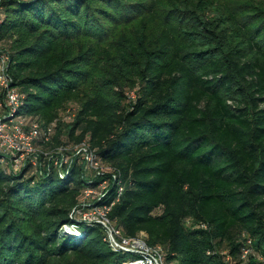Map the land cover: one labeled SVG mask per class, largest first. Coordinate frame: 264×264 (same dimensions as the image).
Listing matches in <instances>:
<instances>
[{
	"label": "trees",
	"instance_id": "16d2710c",
	"mask_svg": "<svg viewBox=\"0 0 264 264\" xmlns=\"http://www.w3.org/2000/svg\"><path fill=\"white\" fill-rule=\"evenodd\" d=\"M1 15L16 115L50 124L78 102L53 147L88 139L113 170L99 204L125 237L145 232L166 264H264V0H0ZM87 186L79 165L62 180L0 162V264L134 260L71 221Z\"/></svg>",
	"mask_w": 264,
	"mask_h": 264
},
{
	"label": "built area",
	"instance_id": "2783aa9c",
	"mask_svg": "<svg viewBox=\"0 0 264 264\" xmlns=\"http://www.w3.org/2000/svg\"><path fill=\"white\" fill-rule=\"evenodd\" d=\"M8 61L7 55L0 56V162L5 173H26L44 178L55 172L64 180L74 166H81L84 177L91 178L87 179L88 186L82 191L80 203L69 215L71 221L101 228L104 240L112 252L134 256V260L124 264H166L164 250L161 246H149L145 232L132 238L122 234L116 222L109 218L114 203L99 204L109 191V180L104 179L106 173L111 175L114 183L116 177L113 170L91 149L88 139L80 144L67 143L53 147V138L57 134L55 123L43 124L16 115L23 97L11 86L7 74ZM95 183L97 185L93 186ZM123 191L124 186L119 183L116 202ZM62 233L74 238L82 236L75 224L64 226ZM249 254L250 249H244L243 259Z\"/></svg>",
	"mask_w": 264,
	"mask_h": 264
},
{
	"label": "rangeland",
	"instance_id": "374dc122",
	"mask_svg": "<svg viewBox=\"0 0 264 264\" xmlns=\"http://www.w3.org/2000/svg\"><path fill=\"white\" fill-rule=\"evenodd\" d=\"M215 7L216 6H214V7L209 6L207 8L205 7V11H204L205 14L212 15L211 13H208V12H210L211 10H215L214 9ZM2 17H3V15L0 16V18H2ZM4 51H5V48H4L3 44H0V56L1 55H7V53ZM136 93H137V90H127L125 92L126 102L127 103L132 102V100H134L136 97ZM78 108H79L78 102H76V101L68 102L63 109L59 110L57 119H55L52 122V123H55L57 134L59 131L62 133L61 138H63L64 142H67V138H66V135L64 133L66 132L67 127L70 126L74 122ZM108 176H109V173H106L104 179H106ZM90 178H91V176H90ZM90 178H87V179H90Z\"/></svg>",
	"mask_w": 264,
	"mask_h": 264
}]
</instances>
